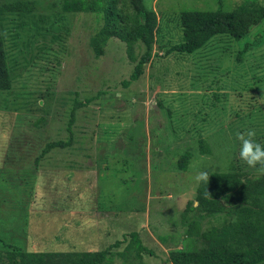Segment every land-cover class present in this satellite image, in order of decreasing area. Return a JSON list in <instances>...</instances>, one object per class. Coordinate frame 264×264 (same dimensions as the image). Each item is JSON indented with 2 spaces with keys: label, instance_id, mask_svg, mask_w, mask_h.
<instances>
[{
  "label": "rangeland",
  "instance_id": "obj_1",
  "mask_svg": "<svg viewBox=\"0 0 264 264\" xmlns=\"http://www.w3.org/2000/svg\"><path fill=\"white\" fill-rule=\"evenodd\" d=\"M30 1L31 13L3 22L12 82L0 91V248L80 254L138 232L153 254L138 257L124 241L107 264H173L169 253L190 245L184 220L198 173L258 175L240 161L236 133L252 129L264 145V19L240 59L241 44L228 35L166 54L183 40L181 12L215 11L219 0H112L116 21L108 23L63 12V0ZM242 2L221 0L222 9ZM138 4L156 13L157 29L151 60L125 85L145 46L110 37L97 54L90 40L105 27L128 31ZM59 140L72 143L41 157ZM209 226L200 220L201 230Z\"/></svg>",
  "mask_w": 264,
  "mask_h": 264
},
{
  "label": "trees",
  "instance_id": "obj_2",
  "mask_svg": "<svg viewBox=\"0 0 264 264\" xmlns=\"http://www.w3.org/2000/svg\"><path fill=\"white\" fill-rule=\"evenodd\" d=\"M32 9L30 0H0V91L9 89L12 82L6 55L5 15L29 14ZM61 9L63 12H92L100 15L106 23L116 21L112 0H63ZM135 15L136 24L128 31L114 28L106 31L105 27L90 40L97 54L100 53V46L105 45L110 37L118 38L128 47L134 42L145 46L125 85L137 80L143 73L144 64L151 60L153 37L157 29V15L153 10L138 4ZM263 19L264 5H258L256 0H243L231 11L222 9L221 0L215 11L184 10L180 15L183 40L171 46L166 54H191L212 37L228 35L241 44L237 55L240 59L253 47L248 38L250 29ZM83 105L81 102L73 105L66 127L70 134L75 113ZM71 143L72 140L48 143L41 157L50 148H64ZM201 153H209V148L202 146ZM191 156L189 149L184 152L177 162L179 169H187ZM257 176L233 171L211 172L207 184L199 182L196 205L189 202L185 212L184 233L190 245L171 251L168 260L173 264H264V175ZM202 219H208L210 225L204 230L200 228ZM213 220L219 223L214 224ZM124 241H128L124 250L132 249L138 257L144 253L153 254L150 248L144 246L138 232H130L103 250L80 254L70 253L72 251H29L4 244L0 248V264H107L112 250ZM197 242H200L199 248L191 247Z\"/></svg>",
  "mask_w": 264,
  "mask_h": 264
},
{
  "label": "clouds",
  "instance_id": "obj_3",
  "mask_svg": "<svg viewBox=\"0 0 264 264\" xmlns=\"http://www.w3.org/2000/svg\"><path fill=\"white\" fill-rule=\"evenodd\" d=\"M256 132L252 129L246 133L237 132L236 139L240 142L239 159L250 168H256L258 172L257 178L264 175V145L255 140ZM258 166V167H257ZM196 181L208 183L209 172L200 171L195 177Z\"/></svg>",
  "mask_w": 264,
  "mask_h": 264
}]
</instances>
